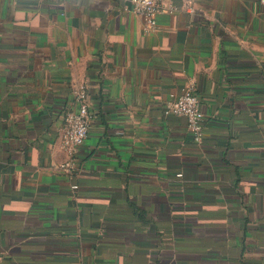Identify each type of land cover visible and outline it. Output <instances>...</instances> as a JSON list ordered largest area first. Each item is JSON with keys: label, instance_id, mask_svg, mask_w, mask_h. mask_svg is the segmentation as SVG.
Wrapping results in <instances>:
<instances>
[{"label": "crops", "instance_id": "0c3cea01", "mask_svg": "<svg viewBox=\"0 0 264 264\" xmlns=\"http://www.w3.org/2000/svg\"><path fill=\"white\" fill-rule=\"evenodd\" d=\"M181 5L146 33L130 0H0V264H264V7ZM190 85L199 145L165 115Z\"/></svg>", "mask_w": 264, "mask_h": 264}, {"label": "built area", "instance_id": "2783aa9c", "mask_svg": "<svg viewBox=\"0 0 264 264\" xmlns=\"http://www.w3.org/2000/svg\"><path fill=\"white\" fill-rule=\"evenodd\" d=\"M181 9L187 12L192 10V0H181ZM264 7V0H259ZM130 10L143 20V30L146 33L154 32L157 28V16L164 12L171 13L173 7L168 6V0H130ZM76 108L68 110L63 116L62 147L69 155V161L61 166L65 170H75V156L87 139L92 115L89 109L86 91L81 88L74 93ZM165 115L181 116L186 121V130L194 144H201L204 138L205 116L200 109L199 97L194 86L184 88L179 96L170 100L166 106ZM73 186L72 190H76Z\"/></svg>", "mask_w": 264, "mask_h": 264}, {"label": "trees", "instance_id": "16d2710c", "mask_svg": "<svg viewBox=\"0 0 264 264\" xmlns=\"http://www.w3.org/2000/svg\"><path fill=\"white\" fill-rule=\"evenodd\" d=\"M188 133V132H187ZM189 134V133H188ZM189 136H190V134H189ZM190 138H191V136H190ZM191 140H192V138H191ZM192 142H193V140H192ZM77 156V155H76ZM76 156H75V158L74 159H76ZM170 207L171 208H173V205H170Z\"/></svg>", "mask_w": 264, "mask_h": 264}]
</instances>
